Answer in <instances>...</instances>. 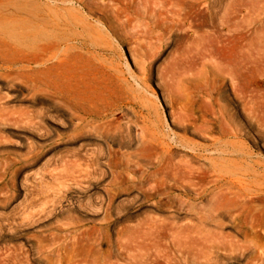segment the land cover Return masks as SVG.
<instances>
[{"label": "rangeland", "instance_id": "374dc122", "mask_svg": "<svg viewBox=\"0 0 264 264\" xmlns=\"http://www.w3.org/2000/svg\"><path fill=\"white\" fill-rule=\"evenodd\" d=\"M50 1L0 0V15L12 32L32 33L38 20L52 21ZM237 1L209 0L208 11L200 2L199 34L149 19L101 33L90 11L101 13V0L72 1L70 13H83L93 35L71 43L64 69L53 60L46 77L33 61L17 64L32 51L3 53L0 264H264V0H243L241 61L260 66L244 74L243 95L224 67L237 47L221 43ZM50 77L52 97L35 84ZM77 94L105 98L102 119L77 125L58 104ZM189 117L196 128L185 130ZM204 120L218 124L204 129ZM156 125L174 164L206 168L204 197L150 189L155 167L142 147Z\"/></svg>", "mask_w": 264, "mask_h": 264}, {"label": "bare ground", "instance_id": "6f19581e", "mask_svg": "<svg viewBox=\"0 0 264 264\" xmlns=\"http://www.w3.org/2000/svg\"><path fill=\"white\" fill-rule=\"evenodd\" d=\"M54 1H56L57 4L54 6L50 5V9L55 13L52 21L51 20H48V21L38 20V22L36 23V29L34 30V28H33L34 31H32V33H26L25 31L15 33L14 31H17V28H16L17 26L14 28V31L12 32L11 29L13 27L10 28V26H6L4 23V20H6V18L3 15H0V59L4 58L6 60V58L9 56L8 51L14 52L12 54V55H14L15 53L18 54L19 53L18 51H22V54H24L23 51L27 50L26 52H28V51L33 52V55H34L33 59H31L30 57H29L30 58L29 59L28 58L29 55L26 56V54H25V55H22V56H25L23 61H22L19 59L21 57V56L19 57V55L21 54V53H19L17 56V57H19L18 58L19 60L16 59L17 64L19 62L30 63L33 61V63L38 68H41L42 71L38 70V74H40V75L41 74L45 75V73H43L44 71H50L51 72L50 68H52L53 60H57L58 66L62 67L61 69L59 68V70H62V69H64L63 67L67 66L66 64L69 62V56L67 55V52H69L70 47H73V46H71V43L81 42V44H84L85 42H87V40L84 37H86L87 35L88 36L93 35V33L91 32L92 27L89 29L87 28V27H90L91 25L89 26V23H88L86 17L83 15V13L82 14L79 12H77L75 14H73L72 12L70 13V9L68 7L69 6L68 3H71L72 1H76V3L78 2V4L80 3L84 6L85 5L87 6V4H85V0H54ZM200 2L205 3V9L204 10L208 11L210 9L209 0H101V6L99 7V10L101 13L94 12L93 10H90V11L95 16L93 18L95 20H97V23H99L101 25L102 28H98L99 32H101V33L103 31L108 32L109 30H111L113 24H117L119 26L126 27V26H132V25H134L133 23H137V22L139 24V23H141L142 19L143 20L149 19L151 21L153 20L155 24H163L164 23L167 29H171V28L177 29V30L187 29V30H193L199 34L200 32H202L204 30L203 27H201L198 23V21H200V13L197 12V10H198L197 8H198V4ZM235 4L236 5H234V9H233L231 16L229 18H227L224 21V23L222 24L224 30H226L227 33H226V35H224L223 38L221 37L222 38L221 43H222L224 48L227 47L231 42H234V44L237 47L236 53L238 56L236 57V60H234L233 63L230 62L231 64L229 63L228 65H226L224 67H226V69H227V72H228L227 74H229L232 77V80L235 84V88H233V89L236 90V94L237 95H243L245 92L242 89V83H243L242 78H244L243 77L244 74H246L248 72V73L252 74L251 76H253L255 73H257L258 67H260V66H259V64H256L257 62L247 64L246 62L241 61V56H242L241 55V53H242L241 52V50H242V47H241L242 44L241 43H242L243 38H244V30H245L244 19L242 16L243 0H238L237 3L235 2ZM71 7H72V5H71ZM79 11H80V9H79ZM201 14H203V13H201ZM39 15H40V13H39ZM40 17H41V15H40ZM41 19H42V17H41ZM7 21H8V19H7ZM138 24H136V25H138ZM139 27H141V26H139ZM132 29H133V27H132ZM135 29H136V27H135ZM137 29H138V27H137ZM126 31H128V30H126ZM133 31H134V29H133ZM85 34H86V36H85ZM139 38H141L140 33H139ZM90 40L93 41L92 38H90ZM99 41H100V39H99ZM138 41L139 40H137V42ZM94 43L95 42H93V44ZM91 44H92V42H91ZM97 45H98V43H97ZM82 48H83V46H82ZM5 52H8L6 58L4 57L5 54H3ZM30 56L32 57V55H30ZM14 57H12V58H14ZM244 57H245V55H244ZM8 60H6V61H8ZM81 61H83V60H81ZM8 64H9V62H8ZM8 64L6 66H7V68H10L11 66H8ZM14 64H15V62H14ZM70 71H72V70H70ZM64 73H66V72H64ZM60 74H62V73H60ZM67 76H69V75H67ZM39 77L40 76L38 75V78ZM46 77H48V76H46ZM71 77H73V76H71ZM71 77L70 76H69V78L67 77L68 80H66L67 78L66 79L64 78V79L68 82L69 80L72 79ZM77 77H76V79H77ZM248 79H249V77H248ZM62 80H63V77H62ZM43 82H45V81H41V82L36 81V83H35L36 84V90L39 93L40 92L42 93L45 89H47L48 90L47 92H50L49 93L50 97H52L51 91H53V89H54L53 86H55V84H54L55 82L52 80L51 77H50V79H48V82L47 81L45 83H43ZM72 82L73 81L71 80L70 83H72ZM246 82H248V81H246ZM44 86H45V89H43ZM245 89H246V87H245ZM250 92H251V90H250ZM64 93L67 94V92H64ZM68 93H69V91H68ZM59 94H61V93H59ZM84 95H86V94H84ZM55 97H56V95H55ZM63 98L64 99H61V101L63 100L62 101L63 103L62 104L58 103V104L63 105L65 112H68L69 114L73 115L74 117H77V122H76L77 125L83 126L84 124L90 125L91 123H93V125H94V121L96 122V120L102 119L103 114L106 113V112H104V109H106V108L105 107L102 108L100 106L102 104V102L100 104L101 100L104 99L105 101H107L105 98L101 99L100 101L93 98V97H86V96L85 97H81V96L76 97V96L67 95V96H64ZM56 100L57 99H54L53 101H56ZM61 101H59V102H61ZM103 103H105V102H103ZM104 105H107V104L105 103ZM176 111L173 108V110L171 112L173 120L177 119L180 116V114L182 113L181 112L178 115V113H176ZM180 111H182V110H180ZM187 115L189 116L188 113H187ZM193 116H194V114H193ZM192 118L189 117L188 119H186L184 121L183 126H184L185 130H189V128H193V127L196 128V126L194 124L195 122H193L194 118L193 119ZM204 119H206V118H204ZM179 120H178V122H179ZM209 120H211V119H209ZM209 120L208 121L204 120V124H202L204 126V129L206 127L209 129V127H210L209 125L213 126V124L215 123L214 121L212 123V121H209ZM197 123L198 122H196V124ZM98 125H97V127H98ZM103 125H104V123H103ZM217 126H219V125H217ZM94 127H96V126H93V128ZM197 127H199V126H197ZM102 128H104V127H102ZM97 129H99V128H97ZM97 129H94V130L96 131ZM157 129H159L157 127V125L154 126V129H153L154 131H152L153 133H152V135H150L151 139L148 140L147 142L145 141V144H143V147H142V151L149 155V160H152V165H154V167H155V171L152 174V180L154 181L155 186H154V188H150V189H154L156 192H159L166 199H171L172 198L171 196L173 194L172 190L174 191V189H179V188H183L186 191H193V193L196 194L197 196H199L200 198L204 197L206 194H208L209 186L212 183V181L209 183L207 182V174L208 173H207V171H205L206 168L205 169H196L191 164L188 166L184 164L187 167L181 168V167L177 166L178 163L174 164L173 161L171 160V158L169 157V150H170L169 144H167L166 141L163 142V140H165V139H163V138L161 139V138L157 137V134H156ZM197 130H199V128ZM225 131L226 130H224V132ZM97 132H99V131H97ZM201 132H203V131L201 130ZM206 132H207V130H205V133L204 132L203 133L206 134ZM231 133H232V131H231ZM227 134H228V132H227ZM235 135H238V134L236 133ZM212 139H216V138L214 137ZM177 140H178V138H177ZM219 143L221 144V142L214 141L215 146H217L216 144H219ZM226 146H227V144H226ZM213 149H215V148H213ZM142 151H140V153ZM221 151L220 152L222 155H224L226 152L225 150H221ZM110 155H111V153H110ZM138 161H136V162H138ZM129 162H131V161H129ZM134 166H135V164H134ZM140 168H141V166H140ZM144 176H146V175H144ZM147 180H148V177H147ZM141 182H142V180H141ZM216 182H217V180H216ZM229 190H230V188H229ZM173 200H174V198H173ZM169 204H170V202H169ZM204 217L206 218L207 216H204ZM199 221L202 222L203 220L200 219ZM203 223H206V222H203Z\"/></svg>", "mask_w": 264, "mask_h": 264}]
</instances>
